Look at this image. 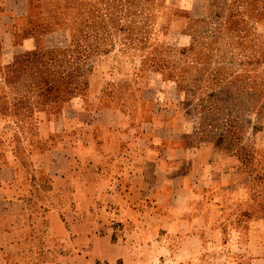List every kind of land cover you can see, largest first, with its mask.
<instances>
[{"label":"rangeland","instance_id":"1","mask_svg":"<svg viewBox=\"0 0 264 264\" xmlns=\"http://www.w3.org/2000/svg\"><path fill=\"white\" fill-rule=\"evenodd\" d=\"M30 1L21 39L36 35L37 47L0 68L4 148L23 154L42 112L81 97L121 108L129 143L144 129L181 136L195 151L214 145L232 156L229 185L248 196L228 202L199 259L264 264V0ZM155 113L170 131L139 124ZM139 255L137 264L193 259ZM95 256L91 264H122Z\"/></svg>","mask_w":264,"mask_h":264},{"label":"crops","instance_id":"2","mask_svg":"<svg viewBox=\"0 0 264 264\" xmlns=\"http://www.w3.org/2000/svg\"><path fill=\"white\" fill-rule=\"evenodd\" d=\"M30 2L0 0V68L37 47L36 35L21 39ZM42 114L26 152L0 143V264H91V254L122 264L184 254L202 264L207 229L248 196L229 185L232 156L214 145L195 151L181 136L144 129L129 143L121 108L82 97ZM139 124L172 126L156 113Z\"/></svg>","mask_w":264,"mask_h":264},{"label":"built area","instance_id":"3","mask_svg":"<svg viewBox=\"0 0 264 264\" xmlns=\"http://www.w3.org/2000/svg\"><path fill=\"white\" fill-rule=\"evenodd\" d=\"M101 264H105V263H101Z\"/></svg>","mask_w":264,"mask_h":264},{"label":"trees","instance_id":"4","mask_svg":"<svg viewBox=\"0 0 264 264\" xmlns=\"http://www.w3.org/2000/svg\"><path fill=\"white\" fill-rule=\"evenodd\" d=\"M50 91V90H49Z\"/></svg>","mask_w":264,"mask_h":264}]
</instances>
